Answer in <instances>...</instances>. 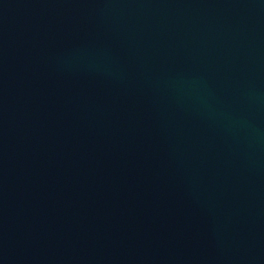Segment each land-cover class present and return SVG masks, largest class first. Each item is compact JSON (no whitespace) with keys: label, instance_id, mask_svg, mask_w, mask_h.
Returning <instances> with one entry per match:
<instances>
[{"label":"water","instance_id":"obj_1","mask_svg":"<svg viewBox=\"0 0 264 264\" xmlns=\"http://www.w3.org/2000/svg\"><path fill=\"white\" fill-rule=\"evenodd\" d=\"M0 264H264V0H0Z\"/></svg>","mask_w":264,"mask_h":264}]
</instances>
